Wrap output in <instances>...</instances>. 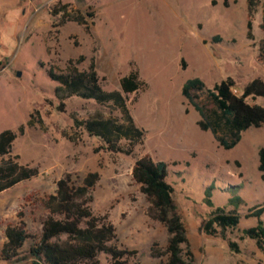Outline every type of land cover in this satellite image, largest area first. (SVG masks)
<instances>
[{
	"label": "rangeland",
	"instance_id": "374dc122",
	"mask_svg": "<svg viewBox=\"0 0 264 264\" xmlns=\"http://www.w3.org/2000/svg\"><path fill=\"white\" fill-rule=\"evenodd\" d=\"M61 4L83 13L88 30L72 20L59 24L60 14L51 11ZM263 18L264 0H257L249 38L247 0H0V131H16L24 124L12 153L39 170L38 176L0 192V250L6 225L20 221L18 211L29 234L18 259H4L0 252V264H32L28 249L49 213L44 201L56 180L68 172L79 184L90 171L99 173L91 209L113 223L115 244L136 250L142 264H162L166 257L153 256L151 247L164 250L166 227L152 216L150 202L132 177L135 160L144 155L168 164L167 181L186 227L192 264L264 263V250L243 234L257 223L255 217L244 216L248 208L264 204V177L258 170L264 125L242 131L239 141L225 149L217 136H230L206 91L227 77L235 81L237 93L253 78L264 81ZM79 55L85 57L76 64L79 69H86L94 56L106 90H120V77L134 68L146 82L126 98L135 124L144 130L142 144L130 154L101 148L99 137L73 127V115L86 119L100 112L121 118L113 104L71 96L64 100L63 111L57 109L58 83L47 70L63 71ZM192 77L205 83L193 96L202 115L181 93ZM246 100L264 106L262 96ZM36 111L42 124L28 126L29 115ZM200 120L207 129L199 126ZM119 143L128 145L125 139ZM209 187L211 206L205 194ZM217 206L240 215L238 225L225 230L238 252L230 250L227 239L201 229ZM99 258L109 264L105 254Z\"/></svg>",
	"mask_w": 264,
	"mask_h": 264
},
{
	"label": "trees",
	"instance_id": "16d2710c",
	"mask_svg": "<svg viewBox=\"0 0 264 264\" xmlns=\"http://www.w3.org/2000/svg\"><path fill=\"white\" fill-rule=\"evenodd\" d=\"M257 0H247L248 20L247 35L252 38V15ZM68 4L54 6L52 15L60 14L59 24L75 21L88 24L85 15L78 10L68 11ZM89 16L92 13H87ZM263 38L261 56L264 59V18L261 23ZM84 55L69 59L63 71H55L52 67L47 70L51 80L58 84L55 96L58 99L57 109L64 110V100L71 96L93 99L99 104L111 103L121 111V118L104 116L95 112L86 119H77L73 115V127L83 128L89 135L99 137L104 145L101 148L110 151H122L130 154L136 144H142L144 130L138 127L126 105V98L146 87L138 69H131L119 79L120 90H106L95 69L94 56L90 58L86 69H79L77 63L84 60ZM235 81L227 77L206 89L208 98L219 111V120L223 119L229 133V140L218 137L219 144L225 149L233 147L240 139V133L249 127L264 125V106L250 103L247 97H264V81L258 77L248 81L239 93L234 92ZM205 88V83L199 77L188 78L181 89L182 95L195 107L200 115L202 106L194 101L196 91ZM42 118L36 111L31 113L26 122L28 126L42 124ZM201 128L207 129L208 124L198 121ZM24 124L16 131L7 128L0 131V192L7 190L19 182L38 176L37 167L23 164L19 155L12 153V143L18 135L24 133ZM215 132V130H214ZM125 139L128 145L123 147L119 141ZM95 150H98L97 148ZM258 170L264 177V146L258 150ZM168 164L163 160H154L149 155L137 158L132 167V177L140 185L141 191L150 202L152 216L166 227L168 238L163 251L151 247L155 257L165 256L162 264H192L193 253L189 247L186 227L173 198V186L167 181ZM99 180L97 171L88 172L79 184H75L70 173L58 178L55 189L45 199L49 213L42 220L39 236L32 241L28 256L32 264H101L99 255L105 254L109 264H142L135 258L134 249H120L115 226L107 219V215H96L91 209L92 188ZM206 202L212 205L211 188L205 191ZM236 200H240L239 197ZM18 223H8L5 227L6 240L1 247L4 259H18L20 249L29 234L23 227L22 211L17 212ZM245 217H255L257 223L245 228L243 234L255 240L259 249L264 250V204L249 207ZM240 215L234 209L226 210L217 206L210 211L202 222L201 229L209 235H219L227 239L226 228L238 225ZM228 247L233 252L239 248L235 241L227 239ZM131 258V261L128 260ZM257 264H264L258 262Z\"/></svg>",
	"mask_w": 264,
	"mask_h": 264
},
{
	"label": "water",
	"instance_id": "95a60500",
	"mask_svg": "<svg viewBox=\"0 0 264 264\" xmlns=\"http://www.w3.org/2000/svg\"><path fill=\"white\" fill-rule=\"evenodd\" d=\"M17 75H20V72L19 71L17 72Z\"/></svg>",
	"mask_w": 264,
	"mask_h": 264
}]
</instances>
